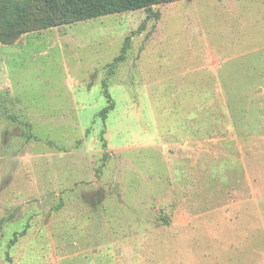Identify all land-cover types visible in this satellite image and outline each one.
Instances as JSON below:
<instances>
[{"label": "rangeland", "instance_id": "1", "mask_svg": "<svg viewBox=\"0 0 264 264\" xmlns=\"http://www.w3.org/2000/svg\"><path fill=\"white\" fill-rule=\"evenodd\" d=\"M0 264H264V0L0 42Z\"/></svg>", "mask_w": 264, "mask_h": 264}, {"label": "trees", "instance_id": "2", "mask_svg": "<svg viewBox=\"0 0 264 264\" xmlns=\"http://www.w3.org/2000/svg\"><path fill=\"white\" fill-rule=\"evenodd\" d=\"M61 3L53 7L49 14L42 10V4ZM0 0V42H11L19 35L34 28L49 29L73 22L93 20L108 15H117L139 10H150L160 3H172L177 0ZM40 7V8H39ZM130 39H127L123 53L128 50ZM120 56L116 63L124 60ZM110 100L109 95H107ZM112 106L100 113L102 119L112 110ZM23 232L22 236L24 235ZM16 239L11 243L14 245Z\"/></svg>", "mask_w": 264, "mask_h": 264}]
</instances>
